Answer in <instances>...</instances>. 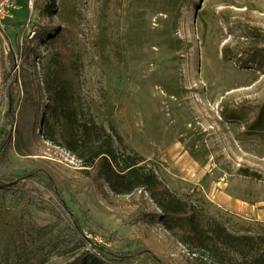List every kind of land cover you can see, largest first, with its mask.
I'll return each instance as SVG.
<instances>
[{
    "label": "rangeland",
    "instance_id": "1",
    "mask_svg": "<svg viewBox=\"0 0 264 264\" xmlns=\"http://www.w3.org/2000/svg\"><path fill=\"white\" fill-rule=\"evenodd\" d=\"M171 1H68L76 49L83 56L76 82L77 119L103 127L119 154L143 159L171 192L192 195L197 205L211 204L230 221V231L246 233L254 224L264 225V130L248 129L264 101V69L251 55L254 47L264 53V0H180L177 6ZM22 5L24 10L7 24L15 51L37 47V36L30 42L28 33L49 23L36 8L27 19L26 1ZM165 10L173 11L170 19ZM40 47L44 56L45 45ZM16 57L15 69L40 92L46 60L32 66L33 52L29 62ZM3 62L10 64L9 56ZM3 68L2 63L1 79ZM6 111V101L0 99V122ZM62 124L49 123L58 131L57 142L41 139L27 151L18 144L23 152L16 145L10 158L34 162L71 193L65 191L64 204L43 185L20 181L18 189L32 191L25 208L18 199L0 196L11 235L18 227L26 245L41 246L50 237L63 242L74 235L78 222L84 235L103 241L99 246L115 248L133 240L131 250L145 246L167 264L188 263L193 258L188 246L149 218H138L139 210L158 211L149 194L142 190L120 196L95 182L65 147ZM244 169L259 179L244 176ZM228 197L254 207L256 215L234 210L225 203ZM225 253L232 264L240 263L238 254Z\"/></svg>",
    "mask_w": 264,
    "mask_h": 264
},
{
    "label": "trees",
    "instance_id": "2",
    "mask_svg": "<svg viewBox=\"0 0 264 264\" xmlns=\"http://www.w3.org/2000/svg\"><path fill=\"white\" fill-rule=\"evenodd\" d=\"M68 1L71 2L63 0L60 5L57 0H37L36 9L49 19L48 24L37 29L38 46L25 45L23 50L17 51L12 48L9 66L3 62L0 99L6 101L7 111L0 122V196L18 199V206L25 208L32 191L17 188L20 181H25L43 185L61 203L65 202V191L71 193L68 185H59L48 171L34 162L17 163L10 158L16 145L18 151L23 152L22 148L30 150L33 142L41 139L57 142L58 131L49 127V123L51 120L62 121L67 136L65 147L81 161L89 177L107 184L116 195L133 196L142 190L149 194L158 211L145 213L139 210L138 218H149L155 226H161L188 246L193 258L186 264H232L225 250L238 254L242 261L239 264H264V225L254 224L245 230L246 233L230 231V221L213 211L211 204L197 205L192 195L179 196L171 192L160 181L155 169L144 164L143 159L119 154L112 136L103 127L78 122L76 82L83 56L76 49L78 36ZM179 2L172 0L171 5L177 6ZM162 13L170 19L173 11ZM58 18L60 21L56 23ZM41 44L46 48L44 56L41 55ZM257 49L251 48L254 50L251 55L256 65L264 69V53ZM30 52L34 53L32 66L38 58L46 60L41 71L40 92L34 91L15 69L17 54L29 59ZM4 125H9L10 129ZM263 126L264 101L259 102L258 115L248 129L262 132ZM242 172L246 177L259 179L256 173L247 169ZM145 193L141 195L145 196ZM73 228L74 235L67 241L56 242L50 237L44 245H26L22 243L23 230L15 227V234L11 235L9 223L0 211V264H134L139 260L167 264L145 246L131 250L136 245L133 240H124L115 248L94 245L100 255L92 254L86 249L89 241L83 227L76 222ZM199 251H207L211 257Z\"/></svg>",
    "mask_w": 264,
    "mask_h": 264
},
{
    "label": "built area",
    "instance_id": "3",
    "mask_svg": "<svg viewBox=\"0 0 264 264\" xmlns=\"http://www.w3.org/2000/svg\"><path fill=\"white\" fill-rule=\"evenodd\" d=\"M26 1L27 8H28V17H31L32 14L35 12L36 8V1L37 0H0V80H1V73H2V63L3 59L8 61L9 53L12 49V44L9 41L8 35H7V22H14L17 17V13L24 10L22 2ZM37 36V28L32 27L28 33L29 41L34 40V38ZM38 60H41L40 58L36 59V62L38 63ZM9 63L6 62V65ZM17 70V69H16ZM86 238L89 241V244L87 246V250L95 255H100L97 252V249L94 245H98L99 243L102 244L103 241L100 239L98 240L97 237H93L91 234L85 233Z\"/></svg>",
    "mask_w": 264,
    "mask_h": 264
},
{
    "label": "crops",
    "instance_id": "4",
    "mask_svg": "<svg viewBox=\"0 0 264 264\" xmlns=\"http://www.w3.org/2000/svg\"><path fill=\"white\" fill-rule=\"evenodd\" d=\"M17 18V17H16ZM13 23V22H12ZM11 22H7V24H12ZM8 30V29H7ZM226 201H225V203L227 204V205H229L230 207H232L234 210H240V211H242V210H246V211H248L250 214H251V216L253 215V216H255L256 215V213L254 212V207H247L248 205H245L244 203H242V202H237V201H235V199H233L232 197H228V198H226L225 199ZM244 204V205H243Z\"/></svg>",
    "mask_w": 264,
    "mask_h": 264
}]
</instances>
